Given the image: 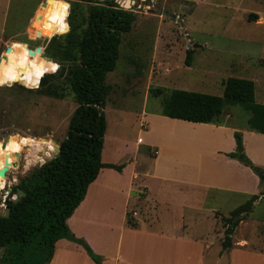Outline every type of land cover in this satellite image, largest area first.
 Wrapping results in <instances>:
<instances>
[{
    "label": "rangeland",
    "instance_id": "rangeland-1",
    "mask_svg": "<svg viewBox=\"0 0 264 264\" xmlns=\"http://www.w3.org/2000/svg\"><path fill=\"white\" fill-rule=\"evenodd\" d=\"M95 1L105 0H0V171H6L5 175L0 173V183L5 184V189L0 191V214L5 213V200L13 188L54 157L56 145L67 136L78 103L69 85L71 61L67 59L65 38L72 29L71 22L79 31L86 27L90 5ZM131 11L136 14L133 27L122 34L119 59L105 80L109 94L104 108L108 127L103 161L121 164L132 160L126 177L133 166L138 174L146 172L147 182L156 194L151 205L152 216L156 212L162 220H170L168 206L176 198L192 194L196 200L200 199L201 214L185 217L186 224H191L184 234L191 239L214 226L207 216L216 212L220 222L216 227L219 230L222 223L223 234L220 239L212 235L208 238L213 245L207 250L203 264H264L261 257L264 255V180L258 171L250 167L259 175L253 172L250 177L238 168L227 169L224 158L218 157L204 158L206 163L200 171L175 169L172 167L175 158L171 157L161 123L150 115L162 113L163 100L174 89L223 96L224 81L231 76L256 80V99L258 102L264 99V0H136ZM251 13H257L258 19L250 21ZM189 49L193 56L191 65L185 63ZM52 85L57 90L50 93ZM159 87L164 89L163 94L150 93L151 88ZM222 116L237 122L241 129L248 128L249 112L240 103L226 102ZM165 125L170 131H177L186 140L182 145L188 147L193 138L189 136L206 133L195 123L173 120ZM138 138L142 144H137ZM227 138L218 136L210 151L214 147L227 149L230 146ZM162 147V156H157L154 148ZM234 175L238 177L235 180ZM182 177L195 180L200 177L208 188L194 187L178 194L174 181ZM238 179L243 181L237 184L241 193L225 189L232 188L231 182ZM211 186L213 189L207 192ZM113 188L97 210L93 207L96 216L91 223H74V228L84 230L87 237L79 238L89 245L88 240L118 241L121 224L118 214L125 202L127 185L117 182ZM251 188L259 197L247 219L236 228L232 247L223 250L226 230L223 217L248 201L242 193ZM136 191L132 190V196L139 198ZM103 212L109 214L104 216ZM143 215L137 211L135 220H141ZM195 217L204 218V228L195 226ZM179 224L181 228V220ZM213 235L217 236L218 232ZM219 240L221 244L215 245ZM114 245L111 244V249Z\"/></svg>",
    "mask_w": 264,
    "mask_h": 264
},
{
    "label": "trees",
    "instance_id": "trees-1",
    "mask_svg": "<svg viewBox=\"0 0 264 264\" xmlns=\"http://www.w3.org/2000/svg\"><path fill=\"white\" fill-rule=\"evenodd\" d=\"M258 17L257 13H251L249 20L255 21ZM135 19L133 11L121 8L114 0H105L90 5L87 25L82 31L71 22L72 29L66 35L64 47L71 61L69 85L78 104L67 136L61 142V152L22 178L5 200L11 210L8 216L0 214V249L6 247L0 264H49L56 242L61 238L82 245L96 264H103V257L71 231L68 218L85 198L89 185L102 168L122 171L126 164L102 160L108 127L104 108L109 87L105 80L119 59L122 34L132 29ZM192 57L189 49L187 65H191ZM53 90H57L54 85L49 92ZM163 92L162 87L150 89L155 95ZM226 102L240 103L249 112L248 127L264 134V103L256 100L255 81L245 77H228L224 81L223 96L174 89L164 98L161 114L192 122L220 123ZM235 137L238 148L243 147L241 134L236 132ZM228 155L258 171L264 180L263 169L255 165L245 151L237 149ZM19 188L25 195L14 201L12 195L17 194ZM258 197L254 195L223 217L226 227L223 250L232 247L236 228Z\"/></svg>",
    "mask_w": 264,
    "mask_h": 264
},
{
    "label": "crops",
    "instance_id": "crops-1",
    "mask_svg": "<svg viewBox=\"0 0 264 264\" xmlns=\"http://www.w3.org/2000/svg\"><path fill=\"white\" fill-rule=\"evenodd\" d=\"M254 81L256 82V80ZM261 103H264V99L261 100ZM150 115L155 116V118H157V120L161 123V129L165 135L166 141L168 142L167 146L172 153L171 157L172 159L175 158L172 163V167L175 169L180 168L190 171H200L206 163L204 158L218 157L224 158L227 169L235 167L241 171L248 172V174H250L249 176L252 177L253 172H256L252 170L250 166L245 165L238 158L228 155V153H233L236 149H238L235 137L236 132H239L242 136L243 151L246 152L255 165L264 169V140L256 139V137L264 138L263 133L253 131L249 127L241 129L237 122L231 121V119L227 116H222L220 123H202L171 118L162 114ZM173 120H177L178 122L200 124L198 125L200 126L198 129L205 131L206 133H197L193 136H189L193 137L190 140L191 147H188V145H182V143L186 140L182 139L177 131H170L165 127L167 121ZM218 136H222L224 138L228 137L227 139L230 140V146L223 150L214 147L213 149L215 150L210 151L213 144L217 142ZM140 140L141 139L138 138L137 144H142ZM163 149V147L161 150L154 148V150L157 151V156H162ZM131 162L132 160H129L128 163L126 162L127 164L122 172L110 167H104L100 170L98 177L89 185L85 198L75 209L74 213L68 218V225L71 231L76 237L86 236V234L82 232L84 230H77L74 228V223H91L92 220L95 219V210H97L100 206L101 200L104 198L108 199L109 194L107 193L114 189L113 187L115 186V183L119 182L126 184L127 188L125 191V202L121 205V209L118 214V217H121L118 241L116 243H111L107 240H98L97 242H94L93 240L87 239L93 250L103 257V264H203L204 259L207 256V250L213 245L208 238L212 235L213 238L215 237L220 239L223 234L221 232V230L224 229L222 223L219 230L216 227L220 224V222H218V218L215 216L216 212L207 216V218H211L212 222L210 223H214L212 228L209 227L207 232H202V235L194 236L192 239L189 238L188 235L184 234V230L189 227L191 223L186 224L185 217L186 214H201L200 199L196 200L195 196L192 194L188 195L186 198H176L168 206L170 220L160 219L156 212H154L155 216H152L151 205L152 200L156 197L155 191L147 182L146 172L144 174H138L134 166L129 176L126 177L125 174L128 172ZM110 169L114 171L109 173ZM257 176L259 177L258 174ZM222 177L223 176L219 178L220 181ZM237 178L238 177L234 175L233 180ZM192 180L195 179L182 177L174 181L177 183V193L179 194V191L189 192L190 189L194 190V187L199 189L208 188L206 183L200 179V177L196 178L194 182ZM257 180L258 179H255L256 184L258 182ZM233 182H231L232 188L226 186L225 189L233 193H241V188H239L237 184L240 185L243 181L238 179ZM209 184L212 183H208V185ZM212 187L213 186L209 187L207 192H210V190L213 189ZM216 188L220 187L217 186ZM133 189L140 193L139 198L132 196ZM242 194H246L249 200L253 195H256L257 192L251 188ZM207 195H209V193L205 194V196ZM114 201H116V198ZM93 207L95 210H92ZM130 208H132V210H129ZM137 211L144 214L141 220H135V214ZM106 214L109 213L103 212L104 216H107ZM248 215L249 214L247 213L240 224L247 219ZM180 220L181 228L179 224ZM206 220L208 221V219ZM153 223H157V225L154 226ZM194 223L195 226L198 227L204 228L205 226V220L203 217L199 219L195 217ZM207 226L208 224L206 227ZM187 229L185 231H187ZM216 231L219 236L213 235ZM239 243L242 244V241H239ZM111 244H115L113 249L110 247ZM217 244H221L220 240L219 243H215V245ZM261 257L264 258V255H261ZM49 264H96V262L88 255L82 245L68 238H61L56 242L54 255Z\"/></svg>",
    "mask_w": 264,
    "mask_h": 264
},
{
    "label": "water",
    "instance_id": "water-1",
    "mask_svg": "<svg viewBox=\"0 0 264 264\" xmlns=\"http://www.w3.org/2000/svg\"><path fill=\"white\" fill-rule=\"evenodd\" d=\"M135 1L136 0H118V4L120 5V7L121 8H124V9H126V10H132V5L135 3ZM117 2V1H116ZM192 47V45H189V48H191ZM10 47H7V51H10ZM45 53H43V55H44ZM0 61H1V57H0ZM45 140H48V139H45ZM57 146V149H56V151H57V153H56V155L57 154H59L60 152H61V144L60 145H56ZM240 150L241 151H243L244 150V148L243 147H241L240 148ZM17 155V157H19L20 156V154L19 153H17L16 154ZM55 155V156H56ZM54 156V157H55ZM53 158V157H52ZM17 164V162H15L14 163V165H16ZM0 173H1V175H5L6 174V171H5V169H2L1 171H0ZM25 195V192L22 190V189H18V192H17V194L13 197V199H14V201H18V200H20V198L22 197V196H24ZM10 208L9 207H6V209H5V214L8 216L9 214H10ZM6 252V247L4 246V247H2L1 249H0V259L3 257V255H4V253Z\"/></svg>",
    "mask_w": 264,
    "mask_h": 264
},
{
    "label": "bare ground",
    "instance_id": "bare-ground-1",
    "mask_svg": "<svg viewBox=\"0 0 264 264\" xmlns=\"http://www.w3.org/2000/svg\"><path fill=\"white\" fill-rule=\"evenodd\" d=\"M35 140H38V139H35ZM45 141H46V140H45ZM55 145H56V144H55ZM56 149H57V146H56ZM2 189H5V184L0 183V191H1Z\"/></svg>",
    "mask_w": 264,
    "mask_h": 264
},
{
    "label": "built area",
    "instance_id": "built-area-1",
    "mask_svg": "<svg viewBox=\"0 0 264 264\" xmlns=\"http://www.w3.org/2000/svg\"><path fill=\"white\" fill-rule=\"evenodd\" d=\"M156 153H157V151H156Z\"/></svg>",
    "mask_w": 264,
    "mask_h": 264
},
{
    "label": "clouds",
    "instance_id": "clouds-1",
    "mask_svg": "<svg viewBox=\"0 0 264 264\" xmlns=\"http://www.w3.org/2000/svg\"><path fill=\"white\" fill-rule=\"evenodd\" d=\"M54 70V69H53Z\"/></svg>",
    "mask_w": 264,
    "mask_h": 264
}]
</instances>
